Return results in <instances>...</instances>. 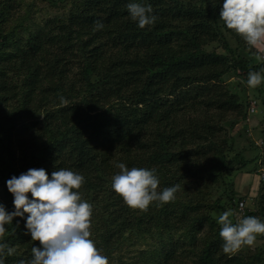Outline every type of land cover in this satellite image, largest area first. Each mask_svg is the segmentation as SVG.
<instances>
[{"label": "trees", "instance_id": "1", "mask_svg": "<svg viewBox=\"0 0 264 264\" xmlns=\"http://www.w3.org/2000/svg\"><path fill=\"white\" fill-rule=\"evenodd\" d=\"M42 1L57 12L47 11L51 17L40 23L24 0H0V71L12 73L0 81V203L13 208L5 186L11 176L29 168H44L49 176L70 168L85 177L80 191L93 209L91 239L109 264L264 262V246L256 257L223 253L220 226L211 216L224 211L223 202L239 213L241 198L228 192V174L251 161L264 171V148L253 159L237 154L233 161L223 149L233 139L234 123L245 120L251 98L264 113V83L247 86L253 96L239 98L221 82L239 71L246 83L250 70L264 68L256 58L264 52L223 25L219 0H138L157 17L144 28L128 15L131 0ZM98 20L102 30H94ZM33 26L26 42L14 39L15 30ZM225 121H233L229 130L221 126ZM196 145L203 162L188 151ZM114 161L155 168L158 190L180 185L176 199L144 211L127 206L110 187V175L119 171ZM197 178L217 182L221 195L214 203L198 196L209 192L194 187L190 180ZM261 183L256 210L245 206L243 217L264 220ZM189 188H195L193 199ZM205 224L209 233H202ZM6 227L5 240L19 255L10 262L6 257L5 264H17L39 241L31 240L19 217ZM149 240L150 246L133 250Z\"/></svg>", "mask_w": 264, "mask_h": 264}, {"label": "clouds", "instance_id": "2", "mask_svg": "<svg viewBox=\"0 0 264 264\" xmlns=\"http://www.w3.org/2000/svg\"><path fill=\"white\" fill-rule=\"evenodd\" d=\"M219 4L223 25L240 35L249 48L264 52V0H219ZM126 7L139 28L157 20L150 4L131 0ZM103 28V22H95L94 30ZM257 59L263 62L264 55ZM246 83L249 88H258L264 83V68L250 70ZM114 167L119 171L112 176L110 187L131 208L144 211L153 202L174 201L180 190L178 184L158 190L155 168H129L120 161H114ZM262 173L259 170L258 174ZM84 184V175L70 168H59L50 176L44 168H29L7 179L5 186L12 195L13 208L8 211L0 203V264H5L6 257L19 255L5 240L9 231L6 226L12 225L14 217L24 220L32 241H39V246H31L30 257L20 258L17 264H109V258L91 239L93 209L82 197ZM233 217L229 209L217 219L222 251L229 255L252 246L258 236L264 235V220L259 217L244 216L235 222Z\"/></svg>", "mask_w": 264, "mask_h": 264}, {"label": "rangeland", "instance_id": "3", "mask_svg": "<svg viewBox=\"0 0 264 264\" xmlns=\"http://www.w3.org/2000/svg\"><path fill=\"white\" fill-rule=\"evenodd\" d=\"M24 3L25 5L28 4V7L36 9V11L30 16L31 19L36 22L41 23L43 17L46 16L51 17V14L47 13V11L57 12L55 8L48 7L47 3L42 0H24ZM21 14H25L24 9L22 10ZM12 23L13 22L11 23L7 22V25L11 27ZM29 30L30 31H26V32H21V29L15 30L14 39L17 41L21 40V42L23 43L26 42V40L30 37L29 34L31 33V31L36 30V26H33L32 28L30 27ZM212 49L213 48L210 47L207 50L211 51ZM215 51L221 53V51L218 50ZM239 54L244 58H249V56L243 51H239ZM240 75L241 74L239 73V71H236L235 73L228 72L222 77L221 82L223 83L224 86H226V88L229 90L230 93L238 94L239 98L245 96V94L247 95V97L253 96L252 90L247 88L248 86L247 83L243 81V77L242 75L241 76ZM0 77L3 78V79L0 78V81H3L4 79L9 80L12 77V73L7 69H3L2 71H0ZM92 80L94 81L95 79ZM254 101H255L254 98L250 99V103ZM256 109L257 110L254 111L253 113H249V109H248V114H246L245 120L243 121L238 119V121H236L232 126V128L230 129V134H231L230 137L232 136L233 139H231V141H229L227 145L223 147L224 154L227 160L233 161L234 156L237 154H240L241 156L243 155L247 159H253L259 155L260 152L259 150L264 148V113L263 112L261 113L258 104L256 106ZM232 122L233 121H228V122L225 121L224 123H222L221 126L225 130H229L230 128L229 126L230 124H232ZM244 123H246L245 126ZM224 138L225 137L220 138L218 140V143H222ZM256 144H258L259 146L256 147ZM229 146H231L232 148L231 152L228 151ZM201 149L197 148V145L196 147L195 146L190 147V150L188 149V151L193 156V159L195 161L198 162L204 161L205 155L204 156L200 155V153H203ZM206 156L209 159L210 157L209 154H207ZM258 170H259L258 163L256 161H251L247 163L245 168L243 169L237 168L234 173L231 172V174H228L225 177V182L227 184L228 192H232L234 198H241V200L245 202L246 208H250L254 211L256 210V207L253 204L254 201L257 200L256 194L262 184L260 181V175L257 174L259 172ZM117 172L118 171H116L114 174H116ZM111 178L112 176L110 175V179H109L110 181ZM190 182L194 183V187L196 189L199 188L203 191L205 190L206 193L209 192L207 193L208 197H206V195L198 194V196H202V200L208 201L210 203H214L218 199L219 195H221L219 193L221 189H218L219 186H216L217 182L215 184H207L202 178H197L196 180L191 179ZM195 188H189V191L186 193V195L193 199L196 194ZM206 188H208V190ZM225 199L228 200L227 197ZM222 205L224 207L223 209L224 211L225 209L232 210V212L234 213V217H233L234 222L236 219L243 217L244 213L242 214L239 211H238L239 213H237L236 209L233 208L231 205L225 206L224 202L222 203ZM221 213L222 211H217V210H214L213 213H211V216L214 218L216 223L218 216ZM202 228H203L202 233H209V227L207 224H205L204 227ZM151 243L152 240H149V243H147L148 245L136 243L133 246V250L136 251L139 249H143L147 246H150ZM263 246H264V235H261L257 237L256 241L252 246L242 247L235 254H231V255L256 257L257 254L260 251H262ZM8 258H9V262L13 260V257H8ZM260 264H264V262H261Z\"/></svg>", "mask_w": 264, "mask_h": 264}, {"label": "built area", "instance_id": "4", "mask_svg": "<svg viewBox=\"0 0 264 264\" xmlns=\"http://www.w3.org/2000/svg\"><path fill=\"white\" fill-rule=\"evenodd\" d=\"M264 62V60H263ZM256 104L254 102H251L250 103V107H249V113H253L254 111H256ZM260 180L264 182V173H262L260 175ZM244 210H245V203L244 201H241L239 204H238V211L241 212L242 214L244 213Z\"/></svg>", "mask_w": 264, "mask_h": 264}]
</instances>
